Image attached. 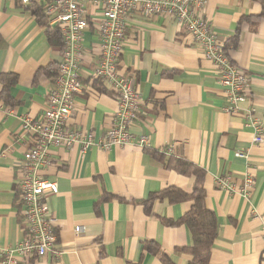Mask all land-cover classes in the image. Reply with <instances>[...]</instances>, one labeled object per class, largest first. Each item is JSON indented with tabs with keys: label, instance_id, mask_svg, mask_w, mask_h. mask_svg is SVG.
Returning a JSON list of instances; mask_svg holds the SVG:
<instances>
[{
	"label": "crops",
	"instance_id": "1",
	"mask_svg": "<svg viewBox=\"0 0 264 264\" xmlns=\"http://www.w3.org/2000/svg\"><path fill=\"white\" fill-rule=\"evenodd\" d=\"M264 0H207L204 19L225 44L233 64L250 78L248 102L228 115L223 88L211 62L173 18L138 14L129 17L120 69L132 72L141 105L130 132L148 137V149L166 158L190 162L205 172V205L217 220V237L206 264H264ZM236 47L226 46L236 30ZM97 36L84 33L80 63L82 92L66 128L104 136L117 110L115 95L100 80L91 78L96 61ZM60 47L49 45L29 6L0 0V75H15L9 97L0 100V246L14 247L24 236L16 186L28 141L22 120L41 116L52 78L60 63ZM39 70L45 72L38 73ZM167 73H170L167 74ZM1 90V86H0ZM251 106L262 126L263 141L252 143L254 130L244 117ZM237 151L247 158L235 156ZM51 164L38 175L56 182L58 194L49 196V211L56 220L57 243L44 257L17 264H162L148 253L157 245L171 264H192L182 252L191 245L185 226L170 227L162 220H178L192 202L153 204L150 214L139 202L150 194L174 189L189 195L194 178L167 170L138 145L116 146L109 151L91 147L82 153L51 147ZM245 173L255 186L248 199L228 194L216 181L229 177L242 184ZM109 199L97 202L104 197ZM82 226L84 233L76 234ZM0 264H5L0 258Z\"/></svg>",
	"mask_w": 264,
	"mask_h": 264
},
{
	"label": "built area",
	"instance_id": "2",
	"mask_svg": "<svg viewBox=\"0 0 264 264\" xmlns=\"http://www.w3.org/2000/svg\"><path fill=\"white\" fill-rule=\"evenodd\" d=\"M22 6H40L47 23L56 28L62 38L60 63L52 78V88L47 94L41 116L22 120L23 136L28 147L24 162L18 170L16 186L24 224L23 240L10 248L0 246V258L5 264H17L41 258L54 251L57 243L56 220L51 214L47 198L58 194L56 182L38 175L39 168L51 164L48 151L51 147L71 149L78 145L82 153L91 147L109 151L116 146L138 145L148 148V137L137 139L130 132L141 105V95L135 88V76L119 68L118 60L123 51L125 30L129 17L138 14L143 18L170 17L181 25L194 45L200 48L205 60L211 62L218 83L223 88L226 105L223 112L231 115L240 110V104L248 102L250 78L233 64L225 44L211 30L204 19L207 0H16ZM92 27L97 36L96 66L91 78L100 80L116 97L117 110L113 123L104 136L96 138L91 132L66 128L74 111V99L83 85L80 81V63L84 33ZM249 106L244 114L254 130L252 143L263 141L261 124L254 119ZM235 156L247 158L237 151ZM216 185L228 194L244 199L251 196L255 186L252 175L245 173L242 184L234 186L229 177L218 179ZM84 233L82 226L74 229Z\"/></svg>",
	"mask_w": 264,
	"mask_h": 264
},
{
	"label": "trees",
	"instance_id": "3",
	"mask_svg": "<svg viewBox=\"0 0 264 264\" xmlns=\"http://www.w3.org/2000/svg\"><path fill=\"white\" fill-rule=\"evenodd\" d=\"M29 10L31 11V14L38 26L44 30L48 44L61 47L62 38L60 33L56 28H51L48 25L42 8L35 4H31L29 6ZM238 37L239 29H237L235 35L226 42V46L233 45L236 47ZM42 72L45 71L39 70L37 74ZM167 74L170 75V73ZM17 81L18 79L15 75H0V100L5 105H15L9 97V89L15 86ZM144 152H146L152 159L161 163L167 170L174 171L182 176L194 178L193 188L189 195L183 194L182 192L174 189H169L160 193L150 194L146 200L139 202V204L143 206L144 212L148 215L151 213L153 204L163 199H167L171 204H175L181 200L191 201L192 206L190 210L181 218L175 221H162L165 225L170 227L185 226L190 233L191 245L187 248H183L181 251L192 256V264H206L209 260L211 249L217 237L218 224L215 214L208 210L205 205L206 193L203 186L205 179L204 170L183 159H176L173 157L166 158L159 152L148 148H144ZM108 199V196L104 197L97 202L95 207L97 208L100 202ZM19 207L20 202L17 204V208ZM145 246L148 253L156 252V255H158L162 264H171L167 256L157 245L148 243Z\"/></svg>",
	"mask_w": 264,
	"mask_h": 264
}]
</instances>
